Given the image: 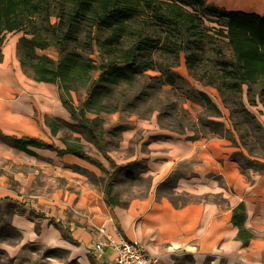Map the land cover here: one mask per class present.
Masks as SVG:
<instances>
[{
    "label": "crops",
    "instance_id": "crops-1",
    "mask_svg": "<svg viewBox=\"0 0 264 264\" xmlns=\"http://www.w3.org/2000/svg\"><path fill=\"white\" fill-rule=\"evenodd\" d=\"M207 2L229 12L264 17V0ZM21 36L7 35L0 61V202L29 213L30 220L54 232L51 239L80 249L99 236H111L144 244L155 264H173L179 256H192L197 264L207 260L264 264V172L255 166L243 169L233 158L240 151L250 157L233 127L224 123V136L213 132L202 138L163 126L157 112L146 119L113 113L103 118L104 129L111 131L106 136L107 156L70 129L60 128L55 136L49 120L76 122L56 85L37 82L24 73L17 54ZM1 135L37 139L60 149L80 138L86 154L105 170L55 150L29 147L34 153L29 154L10 146ZM118 180L145 183L144 193L122 196ZM108 184L115 207L107 202ZM29 194H36L33 198L38 200L22 202ZM240 204L245 206L244 226L253 235L247 246L233 223ZM39 213L45 216L40 221ZM64 229L68 236L62 237L59 231ZM102 229L105 235L98 234ZM114 256L108 249L101 264H112Z\"/></svg>",
    "mask_w": 264,
    "mask_h": 264
},
{
    "label": "trees",
    "instance_id": "trees-1",
    "mask_svg": "<svg viewBox=\"0 0 264 264\" xmlns=\"http://www.w3.org/2000/svg\"><path fill=\"white\" fill-rule=\"evenodd\" d=\"M53 17L58 19L57 24L52 23ZM206 18L224 21L226 31L221 36L226 41L220 40L217 33H210ZM149 25L158 30L157 34L147 33ZM12 33H23L17 46L23 71L37 82L56 85L61 102L76 122L49 120L47 124L53 135L62 128L70 129L83 135L105 156L109 148L106 136L111 131L104 129L101 114L121 111L132 116L141 114L146 119L157 112L161 124L176 132L199 128L198 121L182 104L188 92L194 90L187 79L175 75L182 54L195 81L219 90L232 111L231 118L240 113L254 118L243 101L245 86L251 95H259L264 100V17L229 12L207 0H0V61L7 35ZM209 43L216 48L213 58L205 57V46ZM50 47L57 50L58 58L40 53ZM94 55L99 57L98 61ZM150 71L160 75H148ZM143 78L146 80L141 81ZM179 82L187 85L180 105L164 103L161 94L170 96L166 87L174 88ZM83 90L86 98L76 106L72 93ZM191 97L212 113L214 117L209 118L217 120L223 116L207 93L197 91ZM230 100L239 107L233 108ZM215 120L203 127L224 136V124ZM236 121H232L233 129L250 155L247 136L241 133L244 125ZM257 127L261 131L262 126ZM226 133L232 134V131L226 130ZM2 138L13 148L29 154H34L29 147L50 149L61 156L73 154L104 169L98 160L86 154L80 138L75 139L76 144H65V149L37 139L1 135ZM231 139L236 144L234 137ZM233 158L243 169L255 166L264 172V163L252 160L243 151ZM112 192V185L108 184L107 202L115 207ZM245 219V206L240 204L234 210L233 223L247 246L253 235L245 228ZM35 227L38 233L40 225ZM63 235L68 236L67 231Z\"/></svg>",
    "mask_w": 264,
    "mask_h": 264
},
{
    "label": "rangeland",
    "instance_id": "rangeland-1",
    "mask_svg": "<svg viewBox=\"0 0 264 264\" xmlns=\"http://www.w3.org/2000/svg\"><path fill=\"white\" fill-rule=\"evenodd\" d=\"M143 19L144 17L141 20ZM140 21L137 24H140L142 22ZM52 23L57 24L58 19L53 17ZM205 23L206 26L209 28L211 34L215 32L217 33L220 40L226 41V39L223 38V36H221V35H225V31H226L224 21H219L212 18H206ZM146 31L148 34L151 33L157 34L158 30L154 26L149 25L148 27H146ZM222 47L225 48L226 52L228 53L226 44H224ZM215 49L216 48L214 47L213 44L210 43L207 44L205 46V51H206L205 57L213 58L215 56V51H216ZM40 53H47L48 55H50L55 59L58 58V52L54 47H50L44 51H40ZM93 58L96 59L97 61L99 60V57L96 55H94ZM175 71L177 72L175 74L177 75V77L179 76L189 81L188 84L191 88H193L194 91L188 92V95L185 96V100L182 102L181 96L182 93L187 92L186 91L187 85L184 82H179V86H176L174 88L169 86L166 87V89L170 91V96L161 94V100L164 101V103L176 102L179 103V105L182 102L184 108L187 109V111L190 112L193 119H195L199 123V128H197L196 131H191L189 133H192L197 137L202 136V138L203 137L208 138L212 136V133L214 132V130L212 129H206L205 127H203V124L209 122L210 120H215V118L208 117L211 116L212 113H210L208 109H205L204 108L205 106L201 102L194 100L191 97L194 96V94L197 91L203 90L206 93H208L212 101L221 109L223 113V116L215 121L223 124L225 123L226 128H231V130L233 127L232 125L233 120L234 121L237 120L236 122L241 126L244 125L241 129V133L246 135L247 141H249L248 145L251 148L250 158H257L263 160L264 100H262V98L259 97V95H255V96L251 95V91L248 89L247 86H245L243 91V101L247 110L252 116H254V118L252 119V117L251 118L246 117L245 115L240 113L237 114L233 119V115L231 118L232 111L228 108L227 104L224 102V99L218 89L214 87H204L202 84L195 83L196 81L193 78L192 79L190 78L191 75L186 66L185 54L181 55L180 62L178 66H176ZM148 75L158 76L160 75V72L150 71L148 72ZM27 76L29 77V75ZM144 80L146 79L144 78L141 79V81ZM257 89L258 87H254V90ZM72 97L75 105L80 106L82 101H84L86 98V92L84 90L80 93L73 92ZM254 97L255 99L253 100ZM230 103L233 108L239 107L238 105L234 104L233 100H230ZM148 105L150 106V104ZM142 106L140 107L141 109H143ZM117 113H120L126 117L132 116L128 112L122 113L120 111ZM109 115L110 114H101V118L102 119L106 118ZM247 119L248 121H245ZM258 125L262 126L261 131L260 130L258 131V127H257ZM215 127L218 128V126ZM117 187H118V191L121 193L122 196L124 195L127 197H131L135 195V193L136 194L144 193L146 184L145 183L142 184L140 182L133 183L129 181L118 180ZM33 196L32 195L24 196L21 201L24 202L25 200H30V201L38 200L33 198ZM29 217H30L29 213H26V211H24L23 209L19 208L18 211H15V208H13L11 204H8L3 201L0 202V264H94L93 258L96 257L90 252L89 249V246L92 242L87 244L85 248L80 249L79 247H76L74 244H73L74 246H70L69 244L66 243L64 244V242L58 241V239H51L55 235L54 232H50V230L46 229L47 227L41 226V222H37L34 219L30 220ZM44 217L45 216L43 215L42 217H37V219L38 221H40ZM19 218H21V220ZM48 219H52L54 221V217L51 218L49 217ZM53 221H51L50 223L53 224L54 226L56 225V223H54ZM36 224L40 225V230L38 233L35 227ZM32 229L35 231V233L32 231ZM63 231H67V229L59 231L62 237H63ZM94 234L97 235V232H95ZM64 246H67L68 248H65ZM102 256L103 255L96 258L98 264H101L100 261L102 259ZM173 264H197V263L192 256H179L176 258V261ZM204 264H215V263L207 260V262H205Z\"/></svg>",
    "mask_w": 264,
    "mask_h": 264
},
{
    "label": "built area",
    "instance_id": "built-area-1",
    "mask_svg": "<svg viewBox=\"0 0 264 264\" xmlns=\"http://www.w3.org/2000/svg\"><path fill=\"white\" fill-rule=\"evenodd\" d=\"M98 234L105 235L102 229ZM90 252L98 258L106 254L108 249H112L115 253L112 264H155V259L148 254L146 248L137 241L127 239H116L108 236L103 239L101 236L94 239L89 247Z\"/></svg>",
    "mask_w": 264,
    "mask_h": 264
}]
</instances>
